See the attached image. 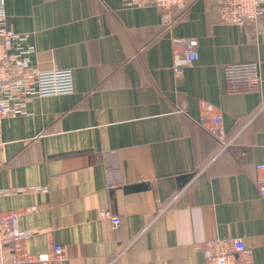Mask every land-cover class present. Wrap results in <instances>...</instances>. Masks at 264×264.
Segmentation results:
<instances>
[{"label": "crops", "instance_id": "obj_1", "mask_svg": "<svg viewBox=\"0 0 264 264\" xmlns=\"http://www.w3.org/2000/svg\"><path fill=\"white\" fill-rule=\"evenodd\" d=\"M189 1L164 30L153 4L5 0L31 64L74 73L73 93L35 96L0 127V210L40 205L19 220L28 252L66 251L33 264H205L197 245L214 236L241 237L264 264V19L229 25L220 0ZM191 38L198 59L178 77L173 51ZM251 63L261 86L231 91L226 67ZM200 99L233 145L202 128Z\"/></svg>", "mask_w": 264, "mask_h": 264}, {"label": "built area", "instance_id": "obj_2", "mask_svg": "<svg viewBox=\"0 0 264 264\" xmlns=\"http://www.w3.org/2000/svg\"><path fill=\"white\" fill-rule=\"evenodd\" d=\"M126 6L155 5L161 12L164 30L178 23L189 9V0H123ZM219 14L222 23L244 27L258 24L264 19V0H220ZM27 34H21L8 25L5 0H0V127L2 120L26 112L28 102L35 96L43 97L70 94L75 90L74 73L71 68L55 67L41 70L31 64L33 46L24 43ZM173 51V71L176 76L184 74L185 68L198 59L195 38L185 39ZM235 64L226 67V79L231 91L257 90L262 83L260 66L251 63L240 71ZM199 123L211 133L225 149L234 144V139L226 138L224 116L220 107L206 99H200ZM260 171L259 183L264 197V160L255 164ZM111 186V185H109ZM5 190L0 191V194ZM38 204L22 210H0V264H33L58 262L66 256L65 247L55 244L51 252L32 255L27 250V240L33 234L31 229L20 227V217L40 209ZM102 214L111 217L114 226L121 219L111 215L109 210ZM202 249L205 264H255L254 253L241 237H211L197 245Z\"/></svg>", "mask_w": 264, "mask_h": 264}, {"label": "water", "instance_id": "obj_3", "mask_svg": "<svg viewBox=\"0 0 264 264\" xmlns=\"http://www.w3.org/2000/svg\"><path fill=\"white\" fill-rule=\"evenodd\" d=\"M187 178H188V176H186ZM181 178H185L184 176L183 177H181Z\"/></svg>", "mask_w": 264, "mask_h": 264}]
</instances>
